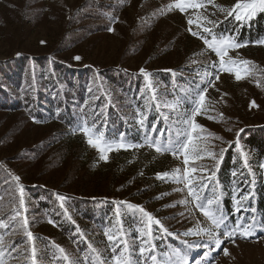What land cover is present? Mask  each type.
I'll return each instance as SVG.
<instances>
[{
	"label": "rangeland",
	"instance_id": "1",
	"mask_svg": "<svg viewBox=\"0 0 264 264\" xmlns=\"http://www.w3.org/2000/svg\"><path fill=\"white\" fill-rule=\"evenodd\" d=\"M196 2L204 7L182 13L168 9L174 0H0V218L7 224L0 228L4 242L0 259L4 264H29L27 249L32 246L44 264H115L114 257L125 243L131 246L133 264H154L152 255L157 257L155 264H178L174 251L186 256L187 264H264V222L254 211L261 195L264 200L260 167L264 160L253 161L242 143L246 131L264 128V45L259 43L264 36L250 41L239 33L260 10L251 19L237 21L235 13L227 16L219 11L237 0ZM198 16L214 23L197 22ZM213 36L247 44L229 50L230 57L251 62L247 78L236 81L218 71L219 60L204 43ZM76 56L81 59L75 60ZM117 71L126 79L124 89L106 77ZM210 80L215 81L213 87H208ZM203 88H207L205 108L196 117L203 131L193 134L194 143L214 152L220 162L206 151L201 153L204 159L188 165L198 169L192 177L196 199L185 186L183 155L157 153L145 145V137L186 141V134L181 135L190 128L183 123L185 113L191 114L193 97ZM252 101L257 107H250ZM107 111L122 120L120 130L106 128ZM138 112L146 117L143 126ZM85 126L102 131L113 145L145 146L113 150L105 161L79 130ZM237 143L247 154L246 163ZM228 154L238 163L239 173L248 175L245 185L237 181L224 189L217 184L219 165ZM193 156L190 153V161ZM153 169L159 172L151 177ZM176 169H180L179 181ZM18 184L23 188L26 211H20L28 219L31 242L20 217L9 219L12 209L19 208ZM61 196L63 201L58 199ZM224 197L230 200L234 220L223 215ZM208 200L213 204L208 205ZM39 201H46L50 209H40ZM87 201L98 207L102 205L98 202L112 203L103 222L74 212L72 203ZM129 204L135 207L130 209ZM201 204L218 208L223 215V223L214 229L224 241L221 248L214 249L204 233L185 235L210 227L198 207ZM139 208L162 225H153L152 251L143 255L139 249L149 237L140 235ZM127 217L133 222L130 231L124 230ZM253 218L252 237L245 240L237 235L235 243L223 237ZM106 231L119 239L110 242ZM224 248L229 255L223 254Z\"/></svg>",
	"mask_w": 264,
	"mask_h": 264
},
{
	"label": "snow or ice",
	"instance_id": "2",
	"mask_svg": "<svg viewBox=\"0 0 264 264\" xmlns=\"http://www.w3.org/2000/svg\"><path fill=\"white\" fill-rule=\"evenodd\" d=\"M209 3H211V0H208ZM204 5L201 3H197L196 0H174L173 4L168 5V9L171 10L172 8H176L180 10L182 13L185 12L187 9H196L199 10L203 8ZM257 10L264 11V0H237V3L233 6H231L228 9L225 8H219V11L225 12L227 16H232L235 13V19L237 21H243L246 19H251ZM197 22L204 20L206 23H214V21L206 20V18L197 17ZM188 24L191 26L193 24V20L189 19ZM198 26H201L198 23ZM109 31H113V29H109ZM189 31L191 32V27H189ZM204 32L211 33V29L204 27ZM192 35H197L195 32H191ZM41 43H44L43 41ZM205 45L212 49L215 52V55L217 56L219 60V67L218 71L220 72H227L234 76L236 81H240L241 79L247 78L251 74V68L249 67L250 61L247 60H239L238 58H232L229 56V50H236L239 48L246 47V43H239L236 42L234 38L232 37H216L213 36V38L209 41L208 39H204ZM260 44L264 45V40L259 41ZM19 55V53L17 54ZM75 60L79 61L81 57L76 56L74 57ZM141 74L145 76V79H148V74L145 73V70L142 68L140 69ZM208 75H211L210 73ZM220 76L216 75L215 80H219ZM215 81H208V87H213ZM257 86H260L257 84ZM206 93L207 88H203L202 90H199L196 92L195 96L193 97L192 103L194 105L191 114L185 113V118L183 120V123L186 125H190V128L184 129V132L181 133V135L186 134V141H184L182 144L173 141L171 139L163 140L160 137H151L146 136L145 137V145L149 148H152L157 153H166L170 152L173 155H183V163L185 165L183 169V178L185 182V186L188 188V194L190 196H194L196 199H199V197L196 195V191L193 187V174L198 171L196 167H188L190 162L194 163L195 160L204 159V156L201 155V153L206 152L207 148H201L199 144L194 143V133L197 132V130L203 131L201 126L196 122V117L202 113V111L205 108V100H206ZM169 107L175 108V105H168ZM250 107H257L255 104V101H252L250 104ZM138 116L141 117V119L138 120V123H140L142 126L144 124V119L146 117L143 115V113L138 112ZM85 137H87V143L97 149V151L100 152V158L107 161L108 156L107 153L111 152L113 150L118 149H126L129 147H143L145 145H124V144H116L113 145L112 143L106 142L104 139V134L102 131L97 130V132H93L91 128L85 126L81 129H79ZM239 135V133H237ZM219 139V137H216ZM203 139V138H201ZM237 151L240 153L241 157L245 159V163L247 162V154L242 151L240 145L237 143L236 145ZM224 149H221L220 156L222 157ZM190 153L194 154L190 161ZM207 155L209 158L214 159L217 164H219L220 160L217 158L216 154L211 151H207ZM261 168H264V164L260 165ZM176 173V179L179 181V173L180 169L174 170ZM201 172H205L207 170L205 169H199ZM168 173L162 174V176H167ZM214 175V173H213ZM160 174H158V178H162ZM17 182L19 181V177L13 176L12 177ZM18 191L20 192V199H19V208H13L12 212L13 215L9 217L11 221H16L17 217H20L19 224L24 229V235L27 236L28 241L33 240V235L31 231H29V222L26 216L21 215V209H25V202L23 198V188L17 185ZM201 188L204 187V185L201 183ZM59 200L63 201L64 197H58ZM242 199L247 200L248 195H244ZM124 203V202H121ZM208 205L213 204V200L207 201ZM237 204H239V201H237ZM61 207H63V203H61ZM128 208H134L135 206L129 204L127 205ZM200 208L202 214L208 218L210 221V227L200 229L195 233L189 232L185 233V235H200L201 233H204L208 236L209 241L212 245H214V249L221 248L223 244V240L220 238V235L214 231V229H218L221 224L223 223V215L220 213L219 209L211 210L207 206L201 204L198 205ZM139 212L142 214L141 217V223L143 224V227L140 229V235L143 238L145 234L149 237V240H144L142 243V246L140 247L139 251L140 254L143 255L146 252H151L152 248L150 246V239L152 237V227L153 225L160 226L161 221L158 219H155L151 214H149L147 211H145L143 208L138 209ZM239 211V208H237ZM119 215V211L117 212ZM49 223H52L50 220ZM7 227V224L4 222L2 218H0V228ZM166 232L167 230L164 229ZM256 231V223L253 218L252 223H243V224H237L231 231H227L223 233L224 238H231L233 240V243H235V238L238 235L240 238L247 240L248 238L252 237L255 234ZM105 235L107 239L110 242H114L119 239L118 235H112L109 234L107 231L105 232ZM144 245H148L147 247ZM191 246V245H190ZM200 245H196V247H199ZM208 245H205L207 247ZM4 242L3 238L0 237V257L3 256V249ZM213 249V250H214ZM19 254V249L14 248ZM58 251L61 253L64 260L68 261L69 258L66 254H64V249L59 248ZM115 251V249H114ZM28 253V261L29 264H44L43 258L39 256L37 249L35 246H32L31 248L27 249ZM127 253V254H126ZM223 254L225 256L229 255L228 249H223ZM173 255H175L178 258V264H187V258L186 256H183L179 251H174ZM115 264H133L132 258H131V246L125 243L124 249L120 252L119 256L114 257ZM151 260L156 262L157 257L155 255L151 256ZM0 264H4L3 260L0 259ZM69 264H77V262L69 261Z\"/></svg>",
	"mask_w": 264,
	"mask_h": 264
},
{
	"label": "trees",
	"instance_id": "3",
	"mask_svg": "<svg viewBox=\"0 0 264 264\" xmlns=\"http://www.w3.org/2000/svg\"><path fill=\"white\" fill-rule=\"evenodd\" d=\"M224 32H230L227 31V29H224ZM240 36L242 37H249L250 41H255L256 39H259L264 36V11L258 12L255 17L249 21L248 26L242 27L239 30ZM119 72V71H117ZM118 74V75H117ZM106 77L113 82L116 87L124 89L126 84V79L122 77V75L119 73H108ZM123 79V81H122ZM115 80H118L115 82ZM71 86V85H70ZM129 86V85H127ZM73 88V87H71ZM39 102V101H38ZM38 103H36L37 105ZM107 120L106 128L114 129V130H120L122 128V120L116 117L115 115H112L109 111L106 113ZM65 120L66 117L64 118ZM150 124V121H149ZM247 133H244L242 137V143L245 149L250 153L252 160L256 162H260L261 160H264V128H256V129H250L249 131H246ZM239 166L238 163L234 162L231 158V155H225L223 160L221 161L217 174H216V182L220 187H223L224 189H227L231 185H234L237 183L244 185L246 184V180H248V175H243L239 173ZM156 172H159L157 169H153L150 172L151 177L154 176ZM237 173V177H232V173ZM233 173V174H234ZM241 179V180H239ZM39 196H45V194L41 193L38 194ZM46 201H39V204L41 205L40 209H50L48 205L45 203ZM100 207L96 205L94 201H87V202H76L72 203V206L75 207L74 212H78L79 216L82 218H85L86 220H96L97 224L103 222L102 217L106 212H109L112 208V203L108 204L105 202H98ZM223 206L222 209L224 210L223 215L226 214L227 218L230 220H234L233 214L234 211L232 210V206L230 203V200L227 198H223ZM71 206V204H70ZM254 211L258 213V218L261 219L262 222H264V200L262 198V195L258 200L254 203ZM94 212L99 213V217L94 216ZM241 216V214H239ZM126 228L124 230L130 231L129 226L131 227V223L129 222V217L126 218Z\"/></svg>",
	"mask_w": 264,
	"mask_h": 264
}]
</instances>
